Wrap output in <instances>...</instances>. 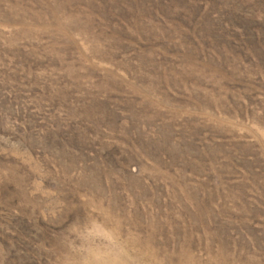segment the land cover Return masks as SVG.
Returning a JSON list of instances; mask_svg holds the SVG:
<instances>
[{
    "label": "rangeland",
    "instance_id": "obj_1",
    "mask_svg": "<svg viewBox=\"0 0 264 264\" xmlns=\"http://www.w3.org/2000/svg\"><path fill=\"white\" fill-rule=\"evenodd\" d=\"M0 264H264V0H0Z\"/></svg>",
    "mask_w": 264,
    "mask_h": 264
}]
</instances>
